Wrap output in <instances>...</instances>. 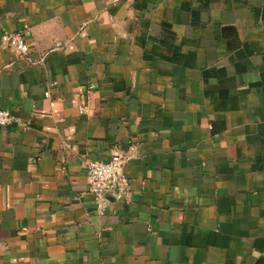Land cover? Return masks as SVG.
<instances>
[{
	"label": "crops",
	"instance_id": "0c3cea01",
	"mask_svg": "<svg viewBox=\"0 0 264 264\" xmlns=\"http://www.w3.org/2000/svg\"><path fill=\"white\" fill-rule=\"evenodd\" d=\"M0 27L28 46L0 39V264H264V0H0Z\"/></svg>",
	"mask_w": 264,
	"mask_h": 264
},
{
	"label": "built area",
	"instance_id": "2783aa9c",
	"mask_svg": "<svg viewBox=\"0 0 264 264\" xmlns=\"http://www.w3.org/2000/svg\"><path fill=\"white\" fill-rule=\"evenodd\" d=\"M0 39L5 45L12 47L20 54L28 53V46L23 32H8L0 27ZM44 94L48 96L49 92L45 91ZM78 108L80 112L84 109L83 105H79ZM18 122V119L8 109L0 107V126L5 127ZM125 161L126 158L117 152H113L105 161L92 160L87 162L88 191L96 201L100 202L108 192H112L116 200L125 197L129 186L126 175L121 172V167ZM103 207L104 205L101 206V210H103Z\"/></svg>",
	"mask_w": 264,
	"mask_h": 264
}]
</instances>
